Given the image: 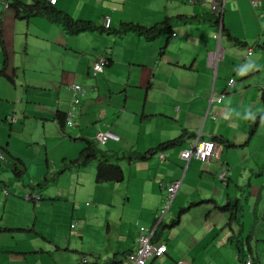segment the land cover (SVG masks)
<instances>
[{
  "label": "crops",
  "instance_id": "0c3cea01",
  "mask_svg": "<svg viewBox=\"0 0 264 264\" xmlns=\"http://www.w3.org/2000/svg\"><path fill=\"white\" fill-rule=\"evenodd\" d=\"M260 1L254 8L249 0H225L217 25L205 17L208 5L190 0H58L57 11L101 28L65 39L47 17L25 19L0 0V186L9 190L0 195V264H132L140 227L166 246L146 264H264ZM166 19L171 31L152 41L115 32L125 23L149 28ZM43 32L49 49L57 48L48 55ZM99 57L107 64L94 75ZM73 83L86 95L73 125L62 128L57 117L67 115ZM100 132L112 137L100 142ZM178 138L144 160L119 162L120 183L98 184L92 161L65 167L86 141L122 156ZM201 141H213L217 156L181 158ZM174 180L180 188L156 226L165 185ZM230 200L242 207L238 222L223 210Z\"/></svg>",
  "mask_w": 264,
  "mask_h": 264
},
{
  "label": "trees",
  "instance_id": "16d2710c",
  "mask_svg": "<svg viewBox=\"0 0 264 264\" xmlns=\"http://www.w3.org/2000/svg\"><path fill=\"white\" fill-rule=\"evenodd\" d=\"M12 7L16 10V13L18 16H23V18L25 19H28L29 17H32V16H45L50 21L60 25L65 30V32L69 35H78L80 33L95 30V29L101 30V28L95 26L91 22L74 20L67 14L57 11L55 9V6L50 5L46 0H32L31 6L18 4L15 1H13ZM205 17L206 19L214 20L217 25H219L221 22V14L220 16H218L214 13L212 14L211 12V13H208L207 16ZM193 20H197V18L196 19L193 18ZM168 31H171V20L170 19H166L165 21L157 25H154L152 27H149V28L140 26L138 24H133V23L126 24L125 23V24H122L119 29L115 30L117 35H126L128 33H134L138 36L144 37L148 41H152L158 38L163 33H166ZM81 101H82V98H81ZM76 113L77 111L75 112V115ZM67 115H68V112H67ZM67 115H58L57 117V120L59 121V124L62 128L65 127ZM181 140H182L181 138H178L176 140L166 142L160 145L155 150L147 152V153H133V154H125L122 156L132 161L133 160H144L149 155L155 153L156 151H161V150L170 149L172 147H175L181 142ZM98 153L101 154L100 158L96 157ZM112 156H115V155H109L106 152H103L102 150H100L94 142L86 141V146L81 152V154L79 155V157L76 160L66 163L65 167L67 168L85 167L91 161H93L94 159H97L98 166L96 168V182L100 184L106 183V182L120 183L124 178V174H123L121 167L117 165L109 164L108 157H112ZM117 158L119 157L117 156ZM18 166L19 165L15 163L14 165H12L13 172L15 175H18L17 174ZM223 210L228 211L232 215L234 222L239 221V216L242 213V207L238 200L228 201V203L223 207ZM156 235L157 233L153 235L154 242H156L154 240V237H156Z\"/></svg>",
  "mask_w": 264,
  "mask_h": 264
},
{
  "label": "built area",
  "instance_id": "2783aa9c",
  "mask_svg": "<svg viewBox=\"0 0 264 264\" xmlns=\"http://www.w3.org/2000/svg\"><path fill=\"white\" fill-rule=\"evenodd\" d=\"M50 5H55L58 0H46ZM250 4L254 8H258L261 6L260 0H249ZM12 0H2V5L4 7H9L11 5ZM192 3H202L204 5H208L210 8V11L218 16H220L222 10L224 9V3L225 0H190ZM110 26V18L106 17L104 22V27L109 28ZM219 53L213 54L212 59L219 58ZM107 64V61L104 57H99L94 63H93V72L94 75H97L99 72L103 71L104 66ZM234 83L233 79L229 80V85H232ZM69 89L71 90V103H70V109L68 111V115L66 118V123L69 126H72L74 123V117L75 112L77 111V107L81 104V98L86 95V91L84 87L78 83H73L69 86ZM222 100V97H220L217 102H220ZM9 120L13 122H16L17 120L13 117ZM112 137V134L109 132H100L97 135V140L100 142H105L108 138ZM217 156L216 152V145L213 141H201L196 142L195 144L191 145L190 148L183 150L181 153V157L183 160L189 162L191 158H196L201 161H210L214 157ZM6 159L5 154L0 151V162L4 161ZM225 173H222L220 175V178L225 179ZM181 185L180 180L173 181L171 183H168L165 185L166 190V196H165V202L162 207V214L156 215V226H158L161 223V219L171 204L173 198L175 197L177 191L179 190ZM9 194V190L5 187L0 186V195L3 197H6ZM33 197L36 200H39L40 197L36 195H28L26 198ZM153 232H148L145 230L144 227L139 228L138 238H137V248L136 250L130 255V259L132 260V264H146V261L150 257H160L162 256L166 251L165 244L154 242L153 241ZM245 264H252V261L248 259Z\"/></svg>",
  "mask_w": 264,
  "mask_h": 264
},
{
  "label": "rangeland",
  "instance_id": "374dc122",
  "mask_svg": "<svg viewBox=\"0 0 264 264\" xmlns=\"http://www.w3.org/2000/svg\"><path fill=\"white\" fill-rule=\"evenodd\" d=\"M32 5V3L30 4V5H28V6H31ZM12 7V6H11ZM9 10H12V11H14L12 8H9ZM43 40L45 41V46L43 47V49H44V53H46V55H48L49 54V52H51L52 50H56L57 48H50L49 49V46H48V44H47V38H46V34H44V32H43ZM60 37H62V34H61V36ZM63 37H65V39H69L71 36L70 35H68V34H64L63 35ZM83 37V36H82ZM80 38V43L82 42V39L83 38ZM31 41L33 42V45H30V50H33V55L36 57V54H37V52H38V45H37V41L33 38V39H31ZM46 60V63H48L49 61L47 60V59H45ZM51 65V64H50ZM46 72H48V73H53L54 72V70L52 69V70H47ZM78 82H81V81H78ZM126 154H129V153H126ZM125 155V154H124ZM117 156L119 157V158H117ZM116 158V159H115ZM123 158V159H122ZM110 160V161H109ZM128 161V159L127 158H125V157H123V156H119V155H115V156H112V157H108V162H109V164H113V165H117V166H119V162H123V161ZM134 161V160H133ZM92 162H94V166L97 168V166H98V162L97 161H92ZM91 162V163H92ZM120 167V166H119ZM122 169V171H123V168H121ZM123 174H124V171H123ZM82 179V178H81ZM123 180H124V178H123ZM122 180V181H123ZM121 181V182H122ZM106 183H115V182H106ZM98 184H100V183H98ZM102 184V183H101ZM107 189H112V187H110V188H105L104 190H103V192H105ZM92 204H94V203H92ZM78 239V238H77Z\"/></svg>",
  "mask_w": 264,
  "mask_h": 264
},
{
  "label": "clouds",
  "instance_id": "9594fccd",
  "mask_svg": "<svg viewBox=\"0 0 264 264\" xmlns=\"http://www.w3.org/2000/svg\"><path fill=\"white\" fill-rule=\"evenodd\" d=\"M11 4H12V2H11Z\"/></svg>",
  "mask_w": 264,
  "mask_h": 264
}]
</instances>
